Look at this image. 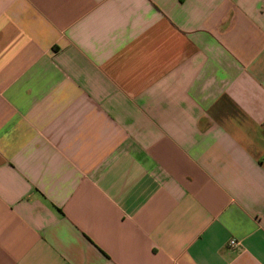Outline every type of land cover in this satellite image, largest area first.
<instances>
[{
	"label": "crops",
	"instance_id": "crops-1",
	"mask_svg": "<svg viewBox=\"0 0 264 264\" xmlns=\"http://www.w3.org/2000/svg\"><path fill=\"white\" fill-rule=\"evenodd\" d=\"M0 264H264V0H0Z\"/></svg>",
	"mask_w": 264,
	"mask_h": 264
},
{
	"label": "built area",
	"instance_id": "built-area-1",
	"mask_svg": "<svg viewBox=\"0 0 264 264\" xmlns=\"http://www.w3.org/2000/svg\"><path fill=\"white\" fill-rule=\"evenodd\" d=\"M228 246L232 249H235L239 246V241L235 238H230L228 241Z\"/></svg>",
	"mask_w": 264,
	"mask_h": 264
}]
</instances>
